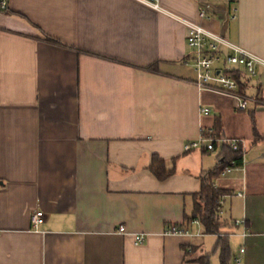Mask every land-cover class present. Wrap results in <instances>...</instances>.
<instances>
[{
    "label": "crops",
    "instance_id": "obj_1",
    "mask_svg": "<svg viewBox=\"0 0 264 264\" xmlns=\"http://www.w3.org/2000/svg\"><path fill=\"white\" fill-rule=\"evenodd\" d=\"M2 1L0 264H197L205 255L220 264L218 236L190 221L223 147L184 152L203 130L244 149L242 170L213 181L226 192L219 214L226 206L231 219L220 230L228 264H264V140L253 137V128L264 135V81H250L245 96L259 102L248 115L199 92L184 24L264 60V0H156L159 10L136 0ZM153 157L166 178L151 172Z\"/></svg>",
    "mask_w": 264,
    "mask_h": 264
},
{
    "label": "built area",
    "instance_id": "obj_2",
    "mask_svg": "<svg viewBox=\"0 0 264 264\" xmlns=\"http://www.w3.org/2000/svg\"><path fill=\"white\" fill-rule=\"evenodd\" d=\"M142 4L159 10L156 0H136ZM6 3L0 2V12L6 11ZM213 12L209 10L207 5L200 4L197 17L200 21L209 22L212 19ZM236 17L235 11L232 19ZM187 27V45L192 50L193 67L196 73L194 85L199 92H208L223 96L234 101L235 109L239 112H246L250 103H258L259 100L242 94L234 79L226 75L231 68H239L249 79L261 78L264 81V60L246 51L245 49L233 45L225 38L213 34L204 29L199 24L184 22ZM229 53L224 55L223 51ZM221 61V70L214 72L215 64ZM199 113L202 116H208L210 111L207 108H201ZM228 146L233 152L240 153V164L236 161H230L225 169L220 173V177H225L231 172L242 170L244 166V149L240 140H223L217 137L213 130H203L198 140L188 142L184 145V152L194 149L204 148L207 152H214L219 146ZM264 157V153H263ZM214 186V185H213ZM215 188V186H214ZM44 220V214L36 211L30 218V224L33 230H37ZM240 222H237L239 224ZM120 234L124 233V228H119ZM168 234L181 235L186 232L178 227L169 226L166 231ZM137 244L143 242V236L136 238ZM243 253V250H240ZM239 262V259H235Z\"/></svg>",
    "mask_w": 264,
    "mask_h": 264
},
{
    "label": "trees",
    "instance_id": "obj_3",
    "mask_svg": "<svg viewBox=\"0 0 264 264\" xmlns=\"http://www.w3.org/2000/svg\"><path fill=\"white\" fill-rule=\"evenodd\" d=\"M46 40L51 41L48 38H46ZM226 75L236 81L240 92L245 95L251 79H249L239 68L229 69L226 72ZM251 120L252 125L254 126L253 118ZM215 134L219 136L217 131H215ZM253 137L255 141L264 140V135H258L254 128ZM217 159V167L211 171L203 173L201 176L202 187L200 193L194 196L197 199V203L190 221L197 220L200 222L203 227L204 234L218 236L216 248L219 251L220 264H228L229 245L227 237L220 233V228L223 224L219 221L220 200L225 196L226 192L214 189L213 181L220 176V173L225 169L230 161L234 160L237 164H240L241 157L240 153L233 152L228 146L224 145L221 149L220 156ZM150 170L159 180L166 178L170 174L165 171L163 162L156 157L152 158ZM195 261L197 264H210L208 255L200 257Z\"/></svg>",
    "mask_w": 264,
    "mask_h": 264
},
{
    "label": "rangeland",
    "instance_id": "obj_4",
    "mask_svg": "<svg viewBox=\"0 0 264 264\" xmlns=\"http://www.w3.org/2000/svg\"><path fill=\"white\" fill-rule=\"evenodd\" d=\"M251 105V104H250ZM250 105L248 106L250 108ZM244 115H248L247 112L243 113ZM220 223H226L230 224L231 219L229 218V215L227 214V209L226 206H224L221 210H220ZM225 229V226L223 225L220 230Z\"/></svg>",
    "mask_w": 264,
    "mask_h": 264
}]
</instances>
